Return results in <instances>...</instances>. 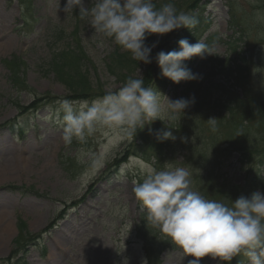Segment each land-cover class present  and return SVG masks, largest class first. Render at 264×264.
Masks as SVG:
<instances>
[{
  "label": "rangeland",
  "instance_id": "rangeland-1",
  "mask_svg": "<svg viewBox=\"0 0 264 264\" xmlns=\"http://www.w3.org/2000/svg\"><path fill=\"white\" fill-rule=\"evenodd\" d=\"M203 1L202 9L186 13L197 17L193 44L209 37L207 44L214 47L215 55L185 61L203 77L195 85L201 81L202 87L220 83L231 94L228 97L239 102L236 113L232 110L231 116H223L225 122L234 120L231 125L249 128V120H239L246 117V111L257 112L253 123L262 122L254 129L259 135L253 143H245L252 137L249 132L244 133L247 140L240 137L242 132L235 133V144L247 153L229 154L221 173L212 180L213 186L224 191L235 186L238 198L250 194V179L260 171L264 176V149L258 150L264 140V116H259L264 112V0ZM65 3L0 0V167H10V161L20 154L30 168L19 178L0 182V213L9 214L12 223L10 235L0 241V258L10 256L25 240L41 233L35 245L28 244L26 252L19 253L18 264H122L124 259L128 264H187L192 257H184L162 230L147 221L146 210L134 196L135 182L142 179L147 167H154L135 154L142 131L129 139L120 130L104 128L84 142L73 140L68 145L62 140L63 114L56 111L58 99L91 100L120 85L105 67L114 42L91 28L90 17L81 20L76 13L66 15L62 11ZM57 29L76 34V45L89 62L85 78H78L80 71L74 78L83 82L84 92L88 80L93 81V95L73 93L50 71L51 49L57 47L52 37ZM220 69L232 73L224 77ZM143 71L141 64L137 73ZM187 84H175L160 75L150 87L159 90L162 99L164 94L176 100L186 98L181 92ZM192 120L183 122L186 128ZM178 124V119L171 123ZM194 142L197 140L191 137L188 147ZM185 153L176 151L174 161L181 162ZM169 162L154 168L173 167ZM191 169L194 184L199 171ZM22 221L25 228L17 238ZM201 264L222 262L205 257ZM242 264H249L248 259Z\"/></svg>",
  "mask_w": 264,
  "mask_h": 264
},
{
  "label": "clouds",
  "instance_id": "clouds-1",
  "mask_svg": "<svg viewBox=\"0 0 264 264\" xmlns=\"http://www.w3.org/2000/svg\"><path fill=\"white\" fill-rule=\"evenodd\" d=\"M60 2V0H59ZM60 7L57 11H60ZM62 11L88 19L98 34L108 38L132 59L151 64L153 59L160 75L175 84L203 79L185 61L193 57L205 59L215 55V49L186 38L178 41V50H163L151 56L159 41L147 44L153 34L163 36L174 30L196 26V19L179 11L173 0L159 7L155 0H66ZM159 90L145 86L140 74L128 76L119 87L91 100L56 101L57 113H62V140L70 145L73 140L84 142L98 129H116L131 139L156 120L166 128L181 113L195 103V97L171 100ZM216 118L207 121L215 132ZM160 142L175 140L171 130L155 133ZM136 200L146 210L147 221L162 230L181 250L184 257H192L187 264H201L202 259H218L231 264L234 258L247 257L249 264H264V191L255 190L240 195L231 203L210 199L193 187L192 173L185 167H147L142 179L134 184ZM122 264H128L124 259Z\"/></svg>",
  "mask_w": 264,
  "mask_h": 264
},
{
  "label": "trees",
  "instance_id": "trees-1",
  "mask_svg": "<svg viewBox=\"0 0 264 264\" xmlns=\"http://www.w3.org/2000/svg\"><path fill=\"white\" fill-rule=\"evenodd\" d=\"M202 1L203 0H173L176 8L179 11L186 12L190 10L192 13L196 12V10L199 8H203V6H201ZM155 2L157 7H159L162 3L167 2V0H155ZM193 17L197 21L196 15ZM194 30L195 28H192L191 30L181 28L163 36H157L155 34L149 36L146 40L147 44L150 45L157 40L159 41L157 47L153 49L151 56L154 58L156 53L161 50L165 52L172 51L174 49L178 50V41L181 39L186 38L190 43L193 44L197 38V30L195 32ZM208 38L205 41L206 44L208 43ZM52 40L55 42L57 47H52L51 49L52 59L51 62H48L51 69L50 71H53L58 80L73 93L78 94L79 96L93 95V81L90 82L88 80V85L86 84V93L83 90L81 91L85 85L81 84L83 83L82 81H78V78L83 77V72L85 73V70L88 69L87 62L89 61L86 59V54L82 48L76 45V34H65L63 30L58 29L57 31H54ZM108 59L109 60H107L105 63V67L108 73L114 76L116 82L119 84L125 81L128 76L137 75V69L141 64H143L142 62L132 59L129 52L122 50L117 45H115V49L109 54ZM222 69L219 71L224 77H227L228 73H232L231 71L226 73ZM78 71L81 72L82 76L79 74L80 77L76 79L74 76L78 75ZM141 75L145 79L146 87L150 86L151 83L155 82V80L160 77V68L154 59L151 64H144V71ZM83 78H85V76ZM202 82L203 81L195 85V81H190L182 90L181 93L185 94L186 98L194 96L195 103L185 110V114L181 113L179 115V124L174 126L170 125L174 128L168 129L162 121L156 120L150 125L152 128L151 134L148 131V126H146L137 138L138 142L136 143V146L139 149L135 154L140 156V158H143L145 161L148 160L152 162L151 164L154 167L161 166L167 161H170L173 164V167L186 166L190 171H192L191 168L194 167V169L199 171L198 177L195 178L198 180L197 182L194 180L195 182L193 184V187L196 190L200 191L203 195L210 199L231 203L230 199H236L234 195L237 191L235 190L236 187L232 186L230 190L224 191V189L220 188L219 185L213 186V177L215 174L221 173L225 164V160L229 157V154L232 152L241 151V153H243L242 155H246L247 152L243 151L242 147L239 149V145L235 144V137L237 136L236 134H241L242 132L243 134L240 137H242L244 140H247V136L245 134H248L249 132V136L252 137L251 139L249 138L248 142L245 143H253L255 137L259 135L255 133L254 129L258 127L260 122L257 120L258 122L253 123V120L257 115V112L255 111V113L246 111V117L242 115V118L239 119L246 123L249 120V123L251 124L249 128L231 125L230 123L234 122V120L232 122H225L223 116H231L232 110L236 113L235 106H237V104L239 105V102H236L233 97H228L231 96V94L220 83H209L206 87H202ZM190 83L192 84L190 85ZM214 94L218 96L213 98ZM249 99L251 100V96H249ZM241 102L243 103L244 107L245 102L242 100ZM260 102L261 99H258L257 104ZM259 116H264V112L260 111ZM188 118H192L193 120L191 122L193 123L191 127L186 128L185 123L183 122L187 121ZM209 118H216L215 132L212 131V126L207 121ZM228 119L231 118L229 117ZM195 120H199L200 122L205 121L206 124L197 125ZM251 126L253 128L252 131L250 130ZM160 130H171L176 139L166 140L163 142L158 141L156 139L155 133ZM147 133L149 136H146ZM191 137L195 138L197 143L194 142L190 147H188L187 143ZM201 142H205L203 147L199 146L201 145ZM262 149H264V140L261 141V145L258 149L259 152H261ZM176 151L186 152L184 155H182V161L178 163L174 161ZM174 164L176 166H174ZM204 177H206V179H204ZM250 180L252 181L253 185L250 193L258 189L264 191V176H262L261 171L257 177H253ZM22 224H24L23 221L21 226H18V229H20V234L25 228ZM20 234L18 236H20ZM241 257L243 258V256ZM238 261L239 260L236 259L235 263L237 264Z\"/></svg>",
  "mask_w": 264,
  "mask_h": 264
},
{
  "label": "bare ground",
  "instance_id": "bare-ground-1",
  "mask_svg": "<svg viewBox=\"0 0 264 264\" xmlns=\"http://www.w3.org/2000/svg\"><path fill=\"white\" fill-rule=\"evenodd\" d=\"M10 162L12 163L10 167H0V182H5L11 178H19V176L21 177L25 173H29L28 170H30V168L28 167V163L27 165L23 164L28 162L25 156L20 155V158L17 156L15 160H11ZM11 225L9 214L5 213V211L0 213V241L10 235Z\"/></svg>",
  "mask_w": 264,
  "mask_h": 264
}]
</instances>
